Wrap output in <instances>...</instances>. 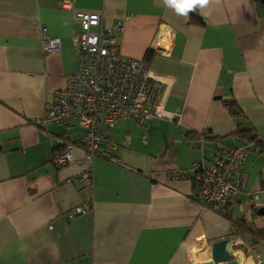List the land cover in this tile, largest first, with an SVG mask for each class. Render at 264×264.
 I'll list each match as a JSON object with an SVG mask.
<instances>
[{
    "label": "crops",
    "instance_id": "1",
    "mask_svg": "<svg viewBox=\"0 0 264 264\" xmlns=\"http://www.w3.org/2000/svg\"><path fill=\"white\" fill-rule=\"evenodd\" d=\"M63 1L0 0V264H204L222 239L239 264H264V239L230 236L234 223L264 230L252 211L264 207V153L249 145L244 191L227 217L193 200L191 178L169 176L212 164L220 145H248L239 128L264 142V0H197L200 17L168 0H73L74 10ZM75 11L100 14L122 55L152 52L148 66L171 82L166 118L101 129L120 163L89 159L90 187L73 180L86 161L84 130L35 124L76 69ZM44 36L60 38L61 50L45 52ZM233 100L239 118L225 107ZM65 144L76 145V163L58 168ZM85 203L92 211L69 219Z\"/></svg>",
    "mask_w": 264,
    "mask_h": 264
},
{
    "label": "built area",
    "instance_id": "2",
    "mask_svg": "<svg viewBox=\"0 0 264 264\" xmlns=\"http://www.w3.org/2000/svg\"><path fill=\"white\" fill-rule=\"evenodd\" d=\"M64 9L74 10L73 0H65ZM81 31L73 35L77 64L74 72L66 77L64 88L57 90L45 114L35 124L47 128L53 124L73 125L84 130L80 142L85 154L83 172L74 182L82 187L92 183V166L89 159L101 157L120 163L114 154L116 144L101 130L110 128L119 120L131 119L145 124L153 118H166L165 102L171 82L158 76L144 60L122 55L117 49L113 32L104 29L100 14L75 11ZM120 30V27L116 29ZM154 44L156 52L163 50ZM42 48L54 53L61 50L60 38L44 36ZM76 145L66 144L55 159L58 168L76 163ZM250 146L220 145L213 163L196 161L191 170H175L171 179H192V198L203 208L221 216L231 214V206L244 191V165ZM257 200L258 196L253 195ZM259 207L254 206L255 213ZM92 211L90 203L77 206L69 219ZM255 253V250H251Z\"/></svg>",
    "mask_w": 264,
    "mask_h": 264
},
{
    "label": "trees",
    "instance_id": "3",
    "mask_svg": "<svg viewBox=\"0 0 264 264\" xmlns=\"http://www.w3.org/2000/svg\"><path fill=\"white\" fill-rule=\"evenodd\" d=\"M192 14L197 17H200L199 14L194 9H192ZM152 56H153L152 52L147 53L146 61H145L146 64H147V61H150ZM224 104H225V107L228 109V111L234 118H239L242 116V111L239 108L236 101L233 100L230 102H225ZM237 134L240 137L246 139V141L248 142L247 143L248 146L252 145L256 147L257 149H259L262 153H264V142L259 139L258 134L253 128H250L248 130H245V129L243 130L239 128ZM190 136L194 139L203 138V136L198 137L197 135H194V134H190ZM65 145L62 146L63 149ZM230 236H233V237L240 236L242 238L250 236L254 241H258V240L264 239V230H255L252 227L248 226V224H246L245 222L242 224L234 223Z\"/></svg>",
    "mask_w": 264,
    "mask_h": 264
},
{
    "label": "water",
    "instance_id": "4",
    "mask_svg": "<svg viewBox=\"0 0 264 264\" xmlns=\"http://www.w3.org/2000/svg\"><path fill=\"white\" fill-rule=\"evenodd\" d=\"M257 214L264 217V207ZM211 262L204 264H239L234 256V245L229 239H222L211 245Z\"/></svg>",
    "mask_w": 264,
    "mask_h": 264
},
{
    "label": "clouds",
    "instance_id": "5",
    "mask_svg": "<svg viewBox=\"0 0 264 264\" xmlns=\"http://www.w3.org/2000/svg\"><path fill=\"white\" fill-rule=\"evenodd\" d=\"M197 0H168L170 6H173L178 13H186L188 10L193 8L194 3ZM201 4L205 2V0H199ZM247 264H252L251 258L248 259Z\"/></svg>",
    "mask_w": 264,
    "mask_h": 264
},
{
    "label": "bare ground",
    "instance_id": "6",
    "mask_svg": "<svg viewBox=\"0 0 264 264\" xmlns=\"http://www.w3.org/2000/svg\"><path fill=\"white\" fill-rule=\"evenodd\" d=\"M237 255H238V257H240V256H239V255H240L239 253H238ZM241 258H242V257H241Z\"/></svg>",
    "mask_w": 264,
    "mask_h": 264
}]
</instances>
